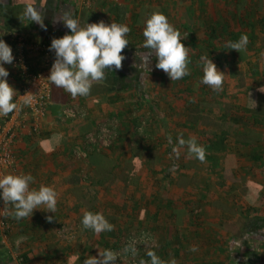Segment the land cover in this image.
<instances>
[{
  "label": "trees",
  "instance_id": "1",
  "mask_svg": "<svg viewBox=\"0 0 264 264\" xmlns=\"http://www.w3.org/2000/svg\"><path fill=\"white\" fill-rule=\"evenodd\" d=\"M152 12L165 15V9L162 6H138L132 25L130 24V36L132 35V38H136L139 31L143 33L144 21ZM211 17L205 19L204 27L199 26V24L193 27L195 22L192 19L185 25L179 24L177 26V30L181 35L186 36V38H182L181 42L188 48L190 62L188 64L189 74L180 80H173L176 83L178 81L188 83L193 80L196 84L203 85L200 81L203 76L201 56L209 55L216 67L221 70L229 69L228 66L230 67L235 63L233 62L234 59L239 62L242 61L243 58H237V51L229 49L226 45L229 41L239 40L240 35L246 29L240 32L241 29L234 28L230 15L226 14L222 18H215L214 20ZM241 22L244 25V22ZM169 23L173 25L172 22ZM191 23H193L192 27ZM242 24H239L238 27L242 28ZM260 58L264 59V57ZM153 59L155 60L154 56ZM138 63L139 56L136 55V52L130 51V72L133 71L136 76L144 71ZM152 63L153 61H151L149 67L153 70L156 67L155 64L152 66ZM154 63H156V60ZM40 70L41 68L36 65L29 67L28 72L37 74ZM252 70L255 71V69ZM105 76L104 83L108 81L109 90H115L119 80L115 76H119V74L108 72L105 73ZM202 88L203 95H207L206 85L204 84ZM50 90L51 100L54 102L62 103L66 100V93L63 89L50 83ZM245 91L249 92L248 95L253 94V97L249 96L250 102L253 101L251 107L235 106L231 107L227 113L219 112V115L227 118L225 119L227 123L234 124L236 127L238 124H242L243 130L235 132L232 137L235 146L248 148L246 154L251 159V163L244 167L238 164L240 157L232 150L226 149L228 141L226 131L220 130L218 132L214 130L208 133L203 131L194 133V128L190 124L186 128L184 127L178 136L167 139L165 156L171 161V168L167 167L161 172L158 171L155 168L156 154L150 153L154 149L160 148L161 142L151 137V125L147 123V119L143 116L136 117L134 120L130 117V128L132 129H130L132 131L130 136L132 135V137H130L129 154L124 152V156H121L118 160H113L107 153L111 151L110 148L114 147L119 139L123 138L122 135L116 137L117 139L107 148V151L105 149H94L88 153L82 162L85 168L84 172L80 176H72L66 179L67 182L73 184L71 192L75 200L85 198L83 185L80 186V183L92 184L104 188L113 198L122 202L120 205L121 210H113L115 214L109 216L111 221H114V219L118 221V214H124L125 216L122 218L124 224L123 222L119 223L120 221H108L112 225L111 231L96 233L91 229H85L92 237L97 236L104 240L103 245L98 248L96 254L102 253L106 249L111 250L116 254V260L124 259L123 264H132V259L137 261L147 260L150 264V258L147 255L149 251H154L164 264H171L173 260H175V264H195L196 259H198L197 262H203L204 264H259L260 260L262 263V259L257 257L258 259L255 260V256L261 247L260 241L262 237L264 238V188L261 187V184L247 183L244 179L247 175H251L252 178L264 176V134L256 130L264 127V81L258 82L254 87L245 86ZM217 92V90L212 92L214 93L213 97L216 96ZM238 92L242 93L239 87L234 89L233 92L234 95L236 93V97ZM231 95L229 94V96ZM202 105L207 106L205 103ZM188 106L190 105L188 104ZM98 122L100 121L94 122L92 126ZM140 123H143L142 132L140 131L142 134L134 127L136 125L140 126ZM154 123L157 130L156 119H154ZM92 126L86 124L78 127L79 138L92 131ZM159 132L167 135L162 130H159ZM190 138H195L197 144L203 147V160L191 154L186 144L180 143L181 140L187 141ZM59 141L57 138L56 144ZM48 142L47 139L40 141V145L46 147L45 151L52 150L49 149ZM64 142H67V140ZM65 145L67 146V144ZM59 148L57 147L55 153H59ZM177 152L178 155H176ZM69 158L72 161V157ZM258 162L259 164H256ZM151 165L155 167L149 170L148 168ZM144 168L149 170L154 182L159 176L165 181V185L163 184L162 189L158 191V199L155 195H150L147 199L140 196L137 202L130 200V204L123 205V203H127L128 191L132 194L136 190L135 188L132 191L131 186L138 181V173ZM237 169H241L244 173L239 175L238 178L240 182L251 189L250 194L255 197L254 200H244L239 192H236L235 198L223 200V197L210 191L209 181L212 179L216 180L222 191L225 190L226 186L230 185L225 179V173L229 170L231 175L234 176L238 174ZM173 172L179 173L178 178L172 177ZM261 173L263 175H260ZM200 175H202L201 178ZM203 176L204 180H202ZM172 186H176L178 194L170 192ZM237 188L239 187H236V190ZM101 208L102 204L98 202L96 206L94 203V205L88 207L87 211L103 214ZM212 209L216 210V216L212 213ZM147 216L153 217V221L158 218L161 219L162 226L158 228L162 234L159 236L153 235L147 230L150 237L149 241H140L135 249L118 253L119 250L121 251L122 244L126 245L129 235L140 233L143 226H140L139 222H142ZM234 216L241 219V224L238 232L232 236L221 228V222ZM81 218L78 220L80 224ZM126 221H130V228L120 236V229L125 226ZM260 237L261 239H259ZM234 241L237 243H233ZM193 247L196 248L194 253L191 251ZM197 247L200 251L197 250ZM224 253L225 261L221 257L218 258L220 254L223 255ZM235 254L237 256H234Z\"/></svg>",
  "mask_w": 264,
  "mask_h": 264
},
{
  "label": "crops",
  "instance_id": "2",
  "mask_svg": "<svg viewBox=\"0 0 264 264\" xmlns=\"http://www.w3.org/2000/svg\"><path fill=\"white\" fill-rule=\"evenodd\" d=\"M147 1L150 0H91L90 5L86 7L83 5L82 0H0V39H3L11 47L13 56L18 48L17 37L21 38L27 45H33L34 47L40 45L50 46L53 38H59L69 33V30L60 20L63 11L71 12L73 18L78 19L81 24L103 21L106 24L111 22L125 24L130 28L139 5L156 6L147 4ZM209 3L211 4L210 1ZM197 5L198 3H196ZM28 6H33L41 11L44 28L35 22H31L25 15V9ZM198 12L196 8L197 18L200 16V14L198 16ZM165 16L168 22L183 21L182 19H176L175 21L171 17ZM218 16L222 18L226 16V13ZM215 18L217 17L212 15L211 19L214 20ZM192 20L194 21V19ZM132 37L129 32L126 37L129 44L122 52L125 59L122 61L121 68L116 70L113 66L112 71H105V73L110 72L113 74L117 72L119 74V76H115L119 79L115 90H109L108 81L104 83L105 80L93 82L87 96L73 97L64 90L66 100L62 103L51 100L39 134L27 135L24 129L26 123L24 122L15 147L17 165L26 174H30L34 178V182L30 185L31 188H39L41 185H45L56 191V210L54 213L45 212L47 209L41 206V210H34L30 217L17 219L11 205L7 209V214L0 216V221L4 219L13 224L10 233L7 234V240L2 237L0 227V264H84V260L89 256L98 257L96 251L103 245L104 240L97 236L92 237L78 222L84 212L87 211V208L81 207L77 203L79 199L75 200L71 192L73 184L66 180L72 176L81 175L76 174L71 167H74V164H78V167L82 163L74 159L71 161L66 155L71 145L79 138L78 127L86 124L92 126L96 121L115 120L118 136L122 135L123 137L119 141L117 140L118 142L115 144H118L126 154H129L130 137H132V135L130 136L132 132L130 131V117L134 120L139 116L148 118V115L151 114L149 125L152 129L155 128L152 112H155L157 128L165 134L170 133L173 128L176 133L180 134L183 128L190 124L194 128V133L202 131L208 133L214 130L218 132L220 130L226 131L228 134L226 149L232 150L240 157L238 164L241 167L251 163V159L246 154L248 148L238 147L233 143L234 138L232 136L235 132L243 130L242 124H238L239 126L236 127L234 124L227 123L225 120L227 118L219 115V112L227 113L231 107L235 106L251 107L253 101L250 102V97H253V94L248 95L249 92H246L245 87H243L239 88L242 93L238 92L236 97V93L231 95L234 90L229 91L232 84L225 83L228 85V89L218 92L215 97L212 93L214 90L207 85V95H203L202 87H204V84L198 85L193 80L188 83L180 81L176 83L172 80L167 84V80L163 82L160 77L155 76V74L152 75L153 70L156 68H153V70L150 68L149 73L142 71L136 76L133 71L130 73V51H144L140 45L144 41V37L140 31L137 33L136 38ZM24 52L28 70L29 67L36 65L41 67L44 57L41 50L32 49L30 51L24 50ZM4 67L9 72L7 82L16 92L14 94V101L16 102L21 84L19 70L13 63L5 64ZM168 80L170 81L169 78ZM167 85L170 88L175 85L173 88L174 93L172 90L168 91ZM154 94L157 95L156 99H154ZM220 98L227 101V104L223 105V102L218 100ZM135 100L137 101L135 102ZM69 102L86 113L87 118H80L69 123L61 121V109ZM203 103L207 106H203ZM23 110V106L19 105L17 110L7 116H0V127L7 118L24 120ZM64 126L69 128L67 127L65 131ZM134 127L137 129L138 125ZM256 130L264 134V127ZM57 138L60 141L56 144ZM44 139L49 141V149L52 150L45 151L46 147L40 145V141ZM66 140L67 142H64ZM57 147H60L59 153H55ZM121 156H124V153ZM256 164H259V162ZM236 171H238V174L234 176L231 175L229 170L225 173V179L230 185L226 186V189L222 192L223 199L235 198L236 192H239L244 200H254L255 197L250 194L251 189L240 182L238 178L239 175L244 173L241 169ZM244 180L247 183L261 184V187L264 188V176L252 178L251 175H247ZM236 187L239 188L236 190ZM210 191L212 192L211 188ZM213 212L217 213L216 210L212 209ZM49 217L52 218L49 219ZM225 225L222 224L221 228L228 232ZM63 227L73 230L71 238L64 239L60 237V231ZM216 228L221 229L220 227ZM228 233L229 235L232 234V232ZM260 246L255 260L259 257L262 259V263L260 260L259 264H264L263 237ZM223 255L220 254L218 258L221 257L225 261V253ZM197 261L198 259H196Z\"/></svg>",
  "mask_w": 264,
  "mask_h": 264
},
{
  "label": "clouds",
  "instance_id": "3",
  "mask_svg": "<svg viewBox=\"0 0 264 264\" xmlns=\"http://www.w3.org/2000/svg\"><path fill=\"white\" fill-rule=\"evenodd\" d=\"M25 15L31 22L45 27L41 11L33 6L26 7ZM60 20L69 33L51 40L49 50L54 51L55 60L47 79L73 97L87 96L93 82L104 80L106 70L112 71L113 66L116 70L121 68L125 59L122 52L129 44L126 37L130 28L125 24H106L103 21L81 24L69 11H63ZM142 35L144 41L141 48L144 51L136 52V55L139 56V66L145 72L151 71L149 65L154 56L155 67L163 70L170 81L180 80L189 74L188 48L181 42L186 36L181 35L165 15L152 12L144 21ZM247 43V36L242 35L239 40L229 41L226 46L239 52ZM13 60L11 47L0 39V116H7L18 109V104L14 101L16 92L7 82L9 72L4 67ZM200 60L203 72L201 82L214 91L219 90L224 73L217 69L209 55L201 56ZM30 99L29 94L23 103H29ZM180 143L186 144L191 154L203 160L204 149L197 144L195 138L181 140ZM33 182L34 178L30 174L0 175V200L13 206L17 219L30 217L34 210H41V206L47 209L45 212L54 213L56 210V191L45 185L31 188ZM81 224L84 229H91L96 233L112 230V225L101 213L85 211ZM191 251H196V248L193 247ZM147 255L150 264H164L154 251H149ZM115 260L116 254L106 249L99 252L98 257L89 256L84 264H115ZM141 264L145 262L141 261ZM171 264H175V260Z\"/></svg>",
  "mask_w": 264,
  "mask_h": 264
},
{
  "label": "rangeland",
  "instance_id": "4",
  "mask_svg": "<svg viewBox=\"0 0 264 264\" xmlns=\"http://www.w3.org/2000/svg\"><path fill=\"white\" fill-rule=\"evenodd\" d=\"M209 1L211 2V4L209 3ZM196 3H198L197 6H196ZM147 4H154L156 6L164 7L165 15L171 17L175 21L176 19L177 20L182 19L183 21L172 22L173 24L172 26H174L176 29L178 28L177 26L179 24L185 25L191 19H194V22H195L194 24L191 23V27H192V24H193V27H195V25H198V24L199 26L204 27V24L206 23L205 19L206 18L209 19L212 15H214V17H217V18H219L218 16L219 14L222 15L226 13L227 15H230L234 28L241 29L240 32L246 29V31L242 32L240 37L242 35H246L248 38V43L245 48L237 52V58L238 59L243 58L241 59L242 61L239 62L236 59H234L233 62L235 63L232 64V66L230 67L228 66L229 69L221 70L217 68L219 71L224 73L222 86L217 91L220 92V91H223L224 89H228L227 88L228 85H226L225 83L232 84V85L229 84L230 85L229 91H232L238 87L239 88H243L245 86L254 87L258 82L264 81V59L260 58V57H264V0H150V1H147ZM196 8L199 11L198 16L200 14V17L198 18L196 17V13H195ZM241 21L244 22V25L242 24ZM239 24H242V28L238 27ZM249 24H250V27H249ZM142 43L143 42H141L140 45H142ZM243 53L245 54V56H243L244 55ZM152 61H153L152 63V66H153L156 63H154L155 62L154 59ZM252 69H255V71H253ZM154 74L155 76L160 77V79H162L163 82L167 80L166 82L167 84L171 82L168 80L169 77L163 70L156 68L152 72V75ZM174 86L175 85H172V88H170V86L167 85L168 91L172 90V92L174 93V90H173ZM156 98H157V95L154 94V99ZM154 99L152 100L155 101ZM225 99L227 98L225 97ZM218 100L223 102V105L227 104V101L223 100L222 98ZM136 101L137 100H135V102ZM156 103L158 104L157 101ZM150 117H151V114L148 115V118L145 117L147 119L146 121H148L147 122L148 124H149ZM153 118L156 119L155 112H152V119ZM64 127L66 131L67 130L66 128L68 126H64ZM151 131H152L151 137H154L155 139H157L158 142H161V145H160V148L158 147L154 149L153 152L150 153L153 155L156 154V158H155L156 167L154 165H151L149 166L148 169L150 170L151 168L155 167L160 172L163 171L167 167H169L170 169L171 161L165 156V152L167 151L166 149V145L168 142L167 139L170 137L174 138L178 136V132L176 133L174 128L170 130V133H168L167 135L160 134L158 128L157 130L156 128H152ZM67 139H70V138H67ZM105 150L107 151V149ZM110 150L111 151L107 153L109 154L110 158L113 160H118L117 158H120L121 155L124 153L123 149L120 148L118 144L114 145V147H111ZM66 155L70 157L68 153ZM176 155H178V152ZM77 165L74 164V167H71V168L75 171L76 174L83 173L85 169L84 166L79 165L77 167ZM148 169L144 168L143 170L139 171L138 181H136L135 184L131 186V189L133 188L132 191H134L135 188L136 190L132 194L130 193V191H128L127 203L125 202L123 203V205L130 204V200L137 202L140 196L143 198L145 197L147 199L150 195L152 196L155 195L158 199L159 197L158 191L162 189L163 184L165 185V181L162 177L159 176L158 179L155 180L156 182H154L152 175L150 174ZM198 174H201V173H198ZM260 175H263V173H261ZM178 176H179L178 172L172 173L173 178H178ZM201 177L202 175H200V178ZM202 180H204V176ZM209 183H210L209 187L212 189V192L217 193V195H220V197H223L222 192L224 190L222 191V189L219 188L216 180L212 179L211 181H209ZM80 186H82L83 193L85 194L84 196L85 198H81L77 202L79 205H81V207L83 206L84 208L86 207L88 208L92 206V204L94 205V203L96 206V203L101 202L102 204L101 212H103L104 217L108 221L109 220L111 221L110 215L115 214L113 213V210H121L120 205L122 202L113 198L111 194L110 193L108 194V192H106L104 188H100L95 185L93 186L92 184H88L84 182L80 183ZM85 186L86 188H84ZM170 192L172 194H178L176 186H172ZM213 214L216 216L217 213L213 212ZM124 217H125L124 214H118V219H119L118 221H120L119 223L124 221L122 220V218ZM152 219L153 217L147 216L142 222H139V225L143 226V229H142L143 232L148 233L149 231L150 234H153V235L155 234L159 236L160 234H162V232L158 228L159 226H162L161 219L158 218L156 221H153ZM114 221L118 222L116 221V219H114ZM114 221L112 220L111 222H114ZM222 224H226L225 227L228 230V232H232L231 235H235L238 232V229L240 227L241 219L235 216L230 217L229 219L222 221L221 225ZM128 228H130V221H126L125 226L120 229L121 231L119 233L120 236L122 235V233L125 232V230H128ZM106 238L110 239L109 237H106ZM197 248H198L197 250L200 251L199 247ZM118 253H121V251L119 250ZM123 263H124V259L115 260V264H123ZM195 264H204V263L196 262Z\"/></svg>",
  "mask_w": 264,
  "mask_h": 264
},
{
  "label": "built area",
  "instance_id": "5",
  "mask_svg": "<svg viewBox=\"0 0 264 264\" xmlns=\"http://www.w3.org/2000/svg\"><path fill=\"white\" fill-rule=\"evenodd\" d=\"M84 6H89L91 0H82ZM17 50L14 54L13 65L19 70L18 74L21 76V84L17 95L16 103L18 106H23L24 120L18 118H7L0 127V175L7 174H26L23 169H20L16 162L15 147L21 134L24 122L26 126L24 129L27 135H36L41 132L43 122L46 118V111L51 103L50 80H48L50 68L55 60L54 51L49 50V45H40L34 47L27 45L24 41L17 37ZM38 49L43 52V60L41 63V70L37 74L28 72L25 51ZM26 94V95H25ZM30 94V102L25 104L23 101ZM25 95L24 97H22ZM87 118L86 113L82 112L71 102L64 105L61 109V121L69 123L71 121ZM137 131H141L143 123L139 124ZM118 136L117 124L115 120L100 121L92 127V131L87 132L81 138H78L69 148L68 154L78 162H83L91 150L107 149ZM11 204L0 200V216L7 214V209ZM10 221L4 219L0 221L2 237L7 240L11 227ZM72 229L63 227L60 231V237L69 239L72 236ZM149 234L141 230L139 234L129 235L127 243L121 247V252H126L130 249H135L140 241H149ZM113 252V251H112ZM114 253V252H113ZM145 264L149 261L143 260ZM132 264H141V261L135 259L131 260Z\"/></svg>",
  "mask_w": 264,
  "mask_h": 264
}]
</instances>
